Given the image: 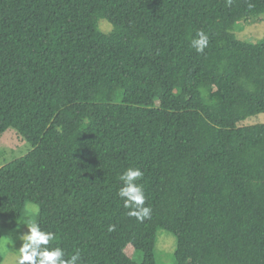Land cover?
Masks as SVG:
<instances>
[{"label":"trees","instance_id":"obj_1","mask_svg":"<svg viewBox=\"0 0 264 264\" xmlns=\"http://www.w3.org/2000/svg\"><path fill=\"white\" fill-rule=\"evenodd\" d=\"M262 15L264 0H0V134L29 145L0 165V219L36 205L79 264H157L158 230L174 264H264V124L239 125L264 112V40L232 33ZM128 167L143 221L118 196Z\"/></svg>","mask_w":264,"mask_h":264},{"label":"rangeland","instance_id":"obj_2","mask_svg":"<svg viewBox=\"0 0 264 264\" xmlns=\"http://www.w3.org/2000/svg\"><path fill=\"white\" fill-rule=\"evenodd\" d=\"M98 25V28L106 33L112 29V26L103 20H100ZM232 33L239 41L258 42L264 40V15L257 19L249 17L238 21ZM253 124H264V112L239 123L240 126ZM28 150V143L21 140L12 128H8L0 134V165L25 155ZM37 211L36 205L27 202L24 214L17 223L10 224L0 219V256L3 258V264H15L18 255L16 251L21 247L20 237L28 232V225L25 221L29 217L36 220ZM174 249L175 237L164 230H158L154 250L156 263L174 264ZM133 257L137 262L142 259L141 253L134 254Z\"/></svg>","mask_w":264,"mask_h":264},{"label":"clouds","instance_id":"obj_3","mask_svg":"<svg viewBox=\"0 0 264 264\" xmlns=\"http://www.w3.org/2000/svg\"><path fill=\"white\" fill-rule=\"evenodd\" d=\"M197 37L192 40L191 46L197 53H203L209 45V37L204 31H199ZM143 175L139 167H128L119 177L122 187L118 191V196L123 200V207L129 209L127 215L138 221L150 218L152 212L150 207L145 206L144 188L138 183ZM25 223L28 225V232L20 237L21 247L16 251L18 255L15 264H79V250L66 258L62 247L51 246L56 239L53 232L43 230L32 217H29Z\"/></svg>","mask_w":264,"mask_h":264}]
</instances>
